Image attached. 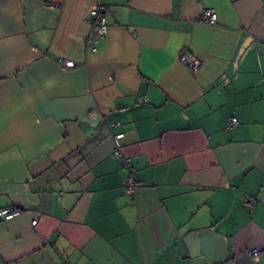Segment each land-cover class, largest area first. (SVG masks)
Here are the masks:
<instances>
[{
  "label": "crops",
  "instance_id": "0c3cea01",
  "mask_svg": "<svg viewBox=\"0 0 264 264\" xmlns=\"http://www.w3.org/2000/svg\"><path fill=\"white\" fill-rule=\"evenodd\" d=\"M100 3L108 32L90 52ZM120 133L134 195L111 155ZM11 205L0 264H264L248 254L264 245V0H0Z\"/></svg>",
  "mask_w": 264,
  "mask_h": 264
},
{
  "label": "built area",
  "instance_id": "2783aa9c",
  "mask_svg": "<svg viewBox=\"0 0 264 264\" xmlns=\"http://www.w3.org/2000/svg\"><path fill=\"white\" fill-rule=\"evenodd\" d=\"M111 12V7L108 4L100 3L87 14L85 21L90 25V31L85 37L86 48L90 52H95L97 50V43L99 40L103 39L108 32L107 27V13ZM199 18L210 24L217 22V13L214 9L205 7L201 10ZM178 60L183 65L187 66L191 71H196L200 67V60L198 58H190L185 49H182L178 54ZM60 66L63 69H70L75 67V62L71 59H61ZM238 120L235 117H230L228 119V126L232 127L236 125ZM115 125H120L119 123H114ZM123 137V133L116 135L115 144L112 148L111 155L114 157H122L128 168V174L124 179V189L128 194L134 195L137 192L138 181L133 175L132 169L130 167L131 158L129 155L124 154L122 151V145L120 139ZM254 197L250 194L244 195V203L246 206H251L253 204ZM22 213V209L16 205L6 206L0 208V221L10 220L18 217ZM37 218L32 219V224L35 225ZM264 251V245L252 248L248 251V254L257 259L259 253ZM229 263L231 261H228Z\"/></svg>",
  "mask_w": 264,
  "mask_h": 264
}]
</instances>
